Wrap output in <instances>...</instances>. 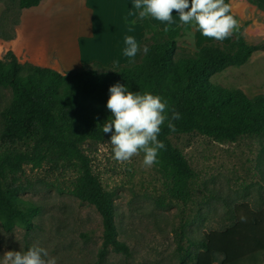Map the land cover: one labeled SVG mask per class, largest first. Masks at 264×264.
<instances>
[{"label":"rangeland","instance_id":"rangeland-1","mask_svg":"<svg viewBox=\"0 0 264 264\" xmlns=\"http://www.w3.org/2000/svg\"><path fill=\"white\" fill-rule=\"evenodd\" d=\"M21 11L19 0H0L3 34L13 33ZM99 24L102 27L104 21ZM155 29L145 30L137 39L141 51L130 58V64L142 60L144 46L166 37L167 32ZM111 39L99 36L92 49L89 45L86 49L108 61L104 56ZM177 41L176 57L198 50L186 32ZM3 55L0 44V59ZM94 63L89 65L97 69L114 66ZM211 81L252 98L264 96V50L240 66L230 65L214 74ZM12 92L11 86L0 85V153L13 147L28 148L24 139L12 144L1 138V111L10 104ZM110 137L111 133L102 141L87 140L83 149L104 189L113 194L118 236L127 242L130 255L111 249L107 258L99 260L102 218L91 202L77 195L81 181L77 163L48 160L39 168L25 164L9 173L8 183L21 187L20 209L32 227L16 223L7 230L0 220V264L7 251H26L33 244L46 248L57 264H180L183 260L191 264L205 235L234 225L238 209L244 212V205L264 209V134H246L225 142L199 132L172 136L193 168V177L187 181L168 175L156 164L145 167L142 152L131 162H117ZM236 264H264V250L246 254Z\"/></svg>","mask_w":264,"mask_h":264},{"label":"trees","instance_id":"trees-1","mask_svg":"<svg viewBox=\"0 0 264 264\" xmlns=\"http://www.w3.org/2000/svg\"><path fill=\"white\" fill-rule=\"evenodd\" d=\"M41 1L19 0V7L37 6ZM138 20L146 30L155 29L148 18ZM189 27L180 24L169 28L167 38L148 45L149 51L140 62L108 69L86 65L63 74L22 63L12 51L0 59V85L13 90L10 104L1 111V138L12 144L24 139L28 144L25 150L13 147L0 153V220L5 229H12L16 223L32 227V221L20 209L21 187L8 183L10 172H18L25 164L39 168L48 160L75 161L81 171L77 195L91 202L102 218L99 260L107 258L111 249L130 255L127 242L118 236L113 194L104 189L93 172L91 157L83 149L87 140L102 141L109 134L103 133L102 127L112 116L106 107L108 89L117 82L129 91L162 97L167 101L169 117L172 111L180 113L181 118L173 121L174 132L167 121L161 127L158 139L165 148L159 151L155 163L179 180L191 179L194 172L172 136L199 132L225 142L237 141L246 134H264V96L252 98L211 81L228 66L246 63L254 52L264 49V43L248 44L241 27L229 43L210 41L194 55L176 57L177 37ZM14 31L5 35L0 28V38L12 39ZM94 65L102 66L98 62ZM243 210L238 209L234 225L205 235L191 264H236L246 254L264 250V209L256 211L244 205ZM241 215L246 222H241Z\"/></svg>","mask_w":264,"mask_h":264},{"label":"crops","instance_id":"crops-1","mask_svg":"<svg viewBox=\"0 0 264 264\" xmlns=\"http://www.w3.org/2000/svg\"><path fill=\"white\" fill-rule=\"evenodd\" d=\"M226 3H230L231 14L239 21V28H243L246 42L251 45L264 43V0H226ZM132 4L133 0H42L37 6L22 9L14 37L0 38L2 52L5 55L12 51L22 63L29 62L60 73L94 62L104 66L114 65L117 61L118 65L128 64L130 58L123 55L124 37L132 35L137 40L146 32L138 16L131 14ZM173 19L176 23L169 28L180 25L175 10ZM148 20L157 30L164 31L165 23L151 17ZM102 21L101 27L99 22ZM235 31L221 42L232 41ZM185 32L198 50L210 41L220 42L204 37L191 26L182 30L180 35ZM99 36L112 37L107 56H104L108 61L93 56L86 49L87 45L92 49ZM167 36L168 33L165 38ZM261 50L264 49L256 52Z\"/></svg>","mask_w":264,"mask_h":264},{"label":"clouds","instance_id":"clouds-1","mask_svg":"<svg viewBox=\"0 0 264 264\" xmlns=\"http://www.w3.org/2000/svg\"><path fill=\"white\" fill-rule=\"evenodd\" d=\"M133 16L139 19L151 17L166 24L164 31L176 23L173 10L178 13L179 23L191 26L204 37L224 41L239 29V21L231 14V5L226 0H133ZM131 31V29H129ZM123 55L134 58L141 51L137 40L132 35L124 37ZM143 53L149 49L144 46ZM118 61L114 63L118 65ZM109 98L106 107L112 116L102 127L103 133H111L113 159L124 164L132 157L143 155V165L147 168L157 163L158 153L165 148L158 139L161 127L167 121L170 131H175L173 121L179 120L180 113L172 111L168 115L167 101L149 92L143 94L129 91L128 87L117 82L108 89ZM114 129V131H113ZM241 215V222H246ZM2 264H57L54 257H49L46 248L33 244L26 251H7Z\"/></svg>","mask_w":264,"mask_h":264}]
</instances>
